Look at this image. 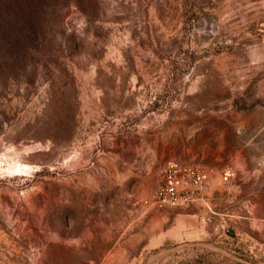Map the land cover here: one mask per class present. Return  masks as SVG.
<instances>
[{
	"label": "rangeland",
	"instance_id": "rangeland-1",
	"mask_svg": "<svg viewBox=\"0 0 264 264\" xmlns=\"http://www.w3.org/2000/svg\"><path fill=\"white\" fill-rule=\"evenodd\" d=\"M30 10L0 17V264H264V0Z\"/></svg>",
	"mask_w": 264,
	"mask_h": 264
},
{
	"label": "built area",
	"instance_id": "built-area-1",
	"mask_svg": "<svg viewBox=\"0 0 264 264\" xmlns=\"http://www.w3.org/2000/svg\"><path fill=\"white\" fill-rule=\"evenodd\" d=\"M206 180V175L190 167L174 166L165 170L163 183L156 193L157 201L168 207L191 203L194 190Z\"/></svg>",
	"mask_w": 264,
	"mask_h": 264
},
{
	"label": "trees",
	"instance_id": "trees-1",
	"mask_svg": "<svg viewBox=\"0 0 264 264\" xmlns=\"http://www.w3.org/2000/svg\"><path fill=\"white\" fill-rule=\"evenodd\" d=\"M31 0H0V17H31Z\"/></svg>",
	"mask_w": 264,
	"mask_h": 264
}]
</instances>
